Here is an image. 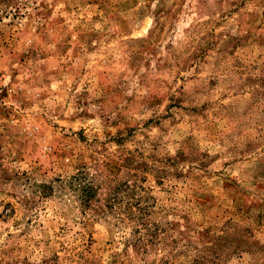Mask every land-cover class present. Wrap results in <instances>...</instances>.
Here are the masks:
<instances>
[{
	"label": "rangeland",
	"instance_id": "374dc122",
	"mask_svg": "<svg viewBox=\"0 0 264 264\" xmlns=\"http://www.w3.org/2000/svg\"><path fill=\"white\" fill-rule=\"evenodd\" d=\"M0 264H264V0H0Z\"/></svg>",
	"mask_w": 264,
	"mask_h": 264
},
{
	"label": "trees",
	"instance_id": "16d2710c",
	"mask_svg": "<svg viewBox=\"0 0 264 264\" xmlns=\"http://www.w3.org/2000/svg\"><path fill=\"white\" fill-rule=\"evenodd\" d=\"M83 194H84V198H86V199L89 198V193H88L87 189L86 190L84 189V193ZM91 196H92V194H91Z\"/></svg>",
	"mask_w": 264,
	"mask_h": 264
}]
</instances>
